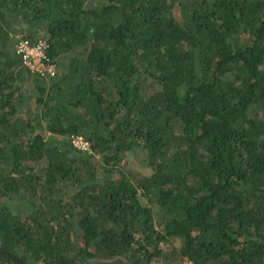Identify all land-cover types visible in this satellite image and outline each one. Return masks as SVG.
Here are the masks:
<instances>
[{"label": "trees", "instance_id": "16d2710c", "mask_svg": "<svg viewBox=\"0 0 264 264\" xmlns=\"http://www.w3.org/2000/svg\"><path fill=\"white\" fill-rule=\"evenodd\" d=\"M167 256L264 264V0H0V264Z\"/></svg>", "mask_w": 264, "mask_h": 264}, {"label": "built area", "instance_id": "2783aa9c", "mask_svg": "<svg viewBox=\"0 0 264 264\" xmlns=\"http://www.w3.org/2000/svg\"><path fill=\"white\" fill-rule=\"evenodd\" d=\"M49 45L45 40H37L36 42H31L29 39H21L15 43L16 53L19 55L22 63L31 71L36 73H53L52 65L50 63L46 64L44 61L47 60L46 51ZM75 139V138H74ZM75 146L81 149H87L88 144L79 139L81 145H77L74 141Z\"/></svg>", "mask_w": 264, "mask_h": 264}, {"label": "rangeland", "instance_id": "374dc122", "mask_svg": "<svg viewBox=\"0 0 264 264\" xmlns=\"http://www.w3.org/2000/svg\"><path fill=\"white\" fill-rule=\"evenodd\" d=\"M43 33L42 32H37L35 35L38 36L37 38H43L42 35ZM41 36V37H40ZM75 143L77 145H81V142L79 139H74ZM138 157V164L136 166H134L133 170H136L138 172H141L143 171L144 173L148 172V168H143V163H142V154H138L136 155ZM141 164V165H140ZM76 191L75 187H67L66 189H64L62 191V197L64 198V201H68L71 197V194H73L74 192ZM173 243H172V247L174 248H178L180 246V243L181 241L179 240H175V239H172L171 240ZM165 262L167 264H189L186 260H182L178 257H174V256H167L166 259H165Z\"/></svg>", "mask_w": 264, "mask_h": 264}]
</instances>
